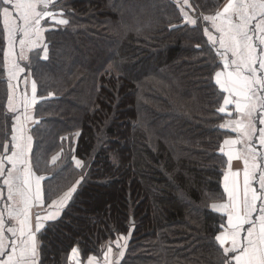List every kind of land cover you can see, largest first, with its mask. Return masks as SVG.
<instances>
[{"label":"trees","instance_id":"16d2710c","mask_svg":"<svg viewBox=\"0 0 264 264\" xmlns=\"http://www.w3.org/2000/svg\"><path fill=\"white\" fill-rule=\"evenodd\" d=\"M225 1L190 0V14ZM57 3L69 24L45 21L47 59L41 47L25 64L37 83L31 162L46 200L76 191L37 234L40 264H70L73 248L82 261L100 257L120 235L119 264H220L214 237L226 216L211 205L226 199L220 148L233 133L220 125L234 113L217 111L222 63L204 23L186 24L174 0ZM6 47L0 16V145H10L14 124Z\"/></svg>","mask_w":264,"mask_h":264},{"label":"snow or ice","instance_id":"6c2138e0","mask_svg":"<svg viewBox=\"0 0 264 264\" xmlns=\"http://www.w3.org/2000/svg\"><path fill=\"white\" fill-rule=\"evenodd\" d=\"M174 3L186 24L195 27L198 21L204 23L203 34L217 48L222 70L214 72L215 85L227 94L222 96V106L217 111L231 116L227 108L233 105L238 114L236 119L220 125L239 133L236 139L223 141L228 146L224 175L227 200L211 205L213 211L226 216V222L218 224L219 234L214 237L221 252L220 264H264V0H226L214 14L196 16L190 14L197 11L190 0H174ZM57 8V0H0L7 41L3 57L9 79L24 72L15 59L17 43L20 58L27 59L25 46L34 44L32 37L38 39L46 30L41 27L42 20L52 25L69 24L62 18L63 11ZM17 35L21 37L19 41ZM42 51V58L47 59L46 45ZM29 83L31 95L23 97L25 108L36 103L37 83L25 76V91ZM12 88L9 84V89ZM12 106L9 95L7 107ZM11 142V148L7 143L0 145L3 153L0 154V177L7 188L6 197L0 188V264H40L37 234L46 222L57 218L71 200L76 186L46 200L42 188L45 177L37 175L33 168L32 137L25 135L23 124L13 128ZM220 152L224 153V147ZM58 158L59 155L52 156L51 162L55 164ZM234 159L243 162L242 169L232 170ZM75 164L83 167L78 159ZM126 243L127 237L117 236L103 246L100 257L87 255L83 264H119ZM113 248L119 249L116 261L112 259ZM69 259L71 264H82L79 249L73 248Z\"/></svg>","mask_w":264,"mask_h":264},{"label":"crops","instance_id":"0c3cea01","mask_svg":"<svg viewBox=\"0 0 264 264\" xmlns=\"http://www.w3.org/2000/svg\"><path fill=\"white\" fill-rule=\"evenodd\" d=\"M210 15H212V14H210ZM45 21L46 20H42L41 27L46 29V30L43 31L40 34V37L38 39L36 37H32V40L35 41L34 44H27L25 46V56L27 57V59H21L20 58L19 44L17 43V45H16V49H15L16 63H18L20 65V67L24 68V72H18L16 74L17 78L9 79L7 62L5 61V63H6V75H7V79H8V86H9V84L13 85V88L11 90L9 89V95L12 96V105L13 106H12L11 109L8 108L9 111L14 114L13 128L14 127L18 128V127L21 126V124H23L24 132H25L26 136H31L30 132H29V128H30L31 123H33V121H34V118L31 115V111L34 108V105L36 103L28 106L27 108H25V105L23 103L24 95L26 94L29 97L31 95L30 83H29L28 88H27L26 91H25V88H24V77L27 76L29 81H30L29 76L25 74V64H27L30 61L31 56L35 53V51L40 49L44 45L45 33H46L47 29L50 27L49 25L45 24ZM209 31H212L214 35L216 34L214 32V30L211 29V28H209ZM20 38H21L20 35H17V41H19ZM6 49H7V47H6ZM36 102H37V100H36ZM228 107H232L234 115H233V117H229L227 120L236 119L238 114L234 111V106L233 105H229ZM25 113L27 114V119L25 118ZM17 117H19V119H17ZM225 121L223 123H225ZM257 127H259V124H257ZM232 133H233V135L229 136L228 138L236 139L237 136L239 135L238 132H232ZM12 134H13V132H12ZM11 147H12V142L9 145V148H11ZM222 147H224V153L223 154L227 157L226 153L228 151V146L222 145ZM237 147H240V146L237 145ZM8 154L10 155V152ZM30 156H31V153H30ZM242 166H243V162L242 161H238V160H235V159L232 161V170L233 171L242 169ZM226 172H227V170L225 171V174H226ZM241 178H242V173H241ZM42 183H43V180H42ZM223 186H224V178H223ZM0 188H3L4 194H5V197H6L7 196V188H6V186L3 185V178L2 177H0ZM226 200H227V192H226V199L223 202H225ZM223 202H220V203H223ZM220 203H218V204H220ZM5 215H7V214L5 213ZM33 222H34V220H33ZM37 239H38V237H37ZM116 256H117L116 255V251H114L113 252V256H112L113 257L112 259L114 261H116L118 259V257L116 258ZM70 264H71V262H70ZM82 264H83V261H82Z\"/></svg>","mask_w":264,"mask_h":264},{"label":"rangeland","instance_id":"374dc122","mask_svg":"<svg viewBox=\"0 0 264 264\" xmlns=\"http://www.w3.org/2000/svg\"><path fill=\"white\" fill-rule=\"evenodd\" d=\"M63 19H65L64 17H62ZM50 28V27H49ZM87 212H89V211H87ZM121 243L123 244L124 243V241H121ZM78 249V248H77ZM80 253V252H79ZM113 258V257H112ZM116 258H117V256H116Z\"/></svg>","mask_w":264,"mask_h":264}]
</instances>
